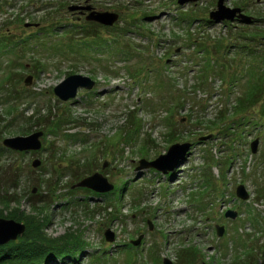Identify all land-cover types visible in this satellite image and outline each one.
Returning <instances> with one entry per match:
<instances>
[{
	"label": "rangeland",
	"instance_id": "rangeland-1",
	"mask_svg": "<svg viewBox=\"0 0 264 264\" xmlns=\"http://www.w3.org/2000/svg\"><path fill=\"white\" fill-rule=\"evenodd\" d=\"M177 1L0 0L1 218H41L47 241L38 244L83 247L79 263L45 264H264V0H224L249 23L210 21L218 0ZM72 6L118 14L96 28L103 52L82 46L93 41L80 31L91 22ZM115 50L124 54L108 56ZM74 74L94 87L62 102L53 89ZM36 132L38 151L2 144ZM175 143L191 149L173 173L135 171ZM85 165L118 187L114 195L72 189ZM240 184L247 200L235 195ZM140 236L137 251L122 248Z\"/></svg>",
	"mask_w": 264,
	"mask_h": 264
},
{
	"label": "water",
	"instance_id": "water-1",
	"mask_svg": "<svg viewBox=\"0 0 264 264\" xmlns=\"http://www.w3.org/2000/svg\"><path fill=\"white\" fill-rule=\"evenodd\" d=\"M192 0H178V5H184ZM224 0H218L216 3V10L209 13V19L214 22L220 21H232L234 19H241L245 22L250 21L249 17H246L240 14L238 8H227L223 4ZM69 11H83L87 12L85 20L87 22H93L102 26L110 27L118 20V14L108 13V12H97L92 10L90 6L78 7L72 6L68 8ZM249 23V22H248ZM31 26L26 25V27ZM29 79L25 80L27 83ZM94 81L90 78L78 74L70 75L60 82L53 89L54 95L62 102H66L76 98L77 92L80 89L90 90L94 87ZM42 132H36L26 137H16V138H7L3 140L2 144L4 147L18 152H27V151H38L41 149V143L38 141V138L42 137ZM209 139L207 137H200L199 141H206ZM258 141L254 140L250 143L251 153H255L257 150ZM191 149V143H175L172 144L167 152L163 155L158 156L152 161L146 159H140L138 161V166L135 168V171L140 172L142 170L154 169L157 172L162 174H168L176 169L180 161L188 156ZM40 162L35 160L33 166H38ZM106 167V164L103 165V169ZM83 188L89 191H92L97 194H106L111 192L114 189L113 184L108 182V180L103 177L100 173H94L90 176H87L81 179L79 182L72 186V189ZM235 195L240 200H247L248 193L246 192L243 185H238L235 190ZM225 218L235 219L236 213L234 211H226L224 214ZM151 228V226L149 227ZM24 225L21 223H15L13 220L0 219V246L7 244L10 241L16 239V237L24 232ZM216 235L218 237L222 236L225 229L223 226H215ZM114 233L109 229L104 232V239L108 243L114 242ZM142 237L140 236L136 240L130 241L132 246H138L141 242ZM163 264H172L168 259H163Z\"/></svg>",
	"mask_w": 264,
	"mask_h": 264
},
{
	"label": "trees",
	"instance_id": "trees-1",
	"mask_svg": "<svg viewBox=\"0 0 264 264\" xmlns=\"http://www.w3.org/2000/svg\"><path fill=\"white\" fill-rule=\"evenodd\" d=\"M86 27L87 28L82 27L80 30L81 33L83 35H85V38H83V39H84V41L87 39H92L93 41L90 43V46H88V47H86V45H85V44H87V42H85V43L83 42L82 46H84L86 49H88L89 52H93V49H96V51L101 52L102 48L103 49L106 48L102 44L105 41V39L102 38L100 36V33H97V30H96V28L101 27V25H97L96 23L91 22V23H88ZM111 38L113 41H117L116 37H111ZM0 41H2V39ZM79 48L80 47H78V49ZM80 52H81V50H80ZM107 52H108V56H111V57H112V55H118V57H120L121 55L124 54L123 51H118V50L107 51ZM124 57H126V56H124ZM11 77L12 76H10V75H6V77L3 79V82H9L12 79ZM9 96H6V95L3 96V97H6V99L3 98L4 103L9 102L10 99H13V95H11L10 97ZM254 97L255 96L253 95V90L250 89L246 94L245 101L248 103H251V102H253ZM240 105L242 106V102L240 103ZM170 134L171 133H169L168 136H171ZM144 150H145V147H144V145H142L141 147H139L138 152L141 155H143ZM81 168H82V170L79 173L80 176H77L78 180L83 178V177H86L92 173V172L89 173L90 168L88 167V165L82 166ZM126 185H127V183L125 182L124 186L119 189L121 191V193L124 191ZM117 188L118 187H115L114 192H112L108 195H105L104 197L114 195L113 193H115V191L118 190ZM80 190L90 192V191L85 190V189H80ZM121 195L122 194H120V193L118 194V199L121 198ZM40 202H42L43 204L44 203L46 204V201H44V199L37 200V201H35V203L33 202V204H36V203L39 204ZM37 204L34 206H37ZM1 217H3V215H0V218ZM5 217L11 218L14 220H19V219L15 218L14 216H5ZM20 222H23V221H20ZM45 222L46 221L41 220V218H33L29 221L25 220V222H23L24 225L26 226L25 234H23V236L20 237L18 239V241H14V242L11 241V242H8L7 244H4L3 246H0V264H45L49 257H55V258L59 257L61 260L64 257H68V258H72L71 261H73V263L78 262L80 258L75 259V256L79 255L80 252L82 253L83 247L78 248L79 246H75V249L76 248L79 249L78 251H76L74 249L69 250V248H66V246L68 247V245H69L68 242H67V244H62V247L54 246V247H48V248L44 247V245L41 246L40 244H38V242H40V241H41V244H44L43 242L47 241V239H44L42 237L43 235L39 232L41 230V228L45 227V224H46ZM62 238H65V237H61V238H59V240H61ZM51 239H54V238H51ZM122 248L127 249L129 252L132 250H136V251L138 250V248L134 249L130 244L123 245ZM64 250H66V253H64ZM57 251H59V253H56ZM106 257H109V256H106ZM99 259H100V257L97 258V260H99ZM103 259H104V257H103Z\"/></svg>",
	"mask_w": 264,
	"mask_h": 264
}]
</instances>
